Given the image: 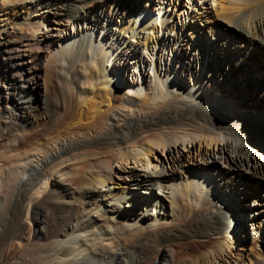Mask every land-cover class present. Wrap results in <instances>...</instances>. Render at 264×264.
<instances>
[{
	"label": "bare ground",
	"instance_id": "obj_1",
	"mask_svg": "<svg viewBox=\"0 0 264 264\" xmlns=\"http://www.w3.org/2000/svg\"><path fill=\"white\" fill-rule=\"evenodd\" d=\"M148 1L0 0V264H264V0Z\"/></svg>",
	"mask_w": 264,
	"mask_h": 264
},
{
	"label": "rangeland",
	"instance_id": "obj_2",
	"mask_svg": "<svg viewBox=\"0 0 264 264\" xmlns=\"http://www.w3.org/2000/svg\"><path fill=\"white\" fill-rule=\"evenodd\" d=\"M150 1H151V3H153V5L158 9V7L159 6H163V4H161L160 2H157V1H155V0H149L148 1V3H149V7H150ZM208 2H207V4H206V7L208 8V10H209V12H212L213 13V8H212V6H211V3H210V1L209 0H207ZM168 2V1H167ZM143 4V7L142 8H140V9H142L143 10V8L145 7L144 5H145V3H146V0H130V6L131 5H133L132 7H130L131 8V11L133 10V9H136L138 12H140L141 10L139 9V6H142V4ZM184 3V4H183ZM175 3H173V6H172V10H170L168 7H166V10H170V11H167V15H166V17H168V18H171L170 16H173V14H174V12L175 11H177V15H178V13L179 12H181L183 9H182V7L184 6V5H186V1L185 0H182V1H180V2H177L176 3V5H181L182 7H180V6H176V5H174ZM198 4V3H197ZM200 4V3H199ZM198 4V5H199ZM191 5H193V4H191ZM164 6H166V4H164ZM205 6H203L202 4H201V6L199 7L200 8V10H203V8H204ZM168 8V9H167ZM151 9H154V7H151ZM140 10V11H139ZM156 10V9H155ZM165 10V11H166ZM173 11V12H172ZM192 12V11H191ZM194 13V12H193ZM176 14H175V16H174V20H175V22H174V24L176 25V19H175V17L177 16ZM194 19H193V16H191V17H188V19H187V22L188 23H190V21H193ZM115 24H117V22H115L114 24H111V26H114ZM50 27H53V24H50ZM165 36V35H164ZM131 43V42H130ZM205 48H204V53L199 57V58H203L204 57V61L205 62H209L210 64L211 63H213V59L215 58V56H216V54H215V50L211 47V46H204ZM207 51H208V54H207ZM207 56V57H206ZM211 56H213V57H211ZM166 57H168V60H171V59H173L172 61H174V59H175V57H172V58H169V55H168V53H166ZM168 77L171 79V81H173L174 80V77L173 76H170V75H168ZM172 77V78H171ZM248 82H246L245 83V88L247 89V91H249L251 94H253L255 91H256V86H255V82L253 81V80H247ZM178 86H177V88L178 89H182L183 91H185L186 89H188V88H190V83L189 84H180L179 82H178V80L176 81H174ZM243 82H244V80L243 79H241L239 82H237L238 83V85H243ZM129 83V82H128ZM180 86V87H179ZM180 89V90H181ZM263 106V109L261 110V113H262V120H264V104L262 105ZM261 106V107H262ZM251 124H253V123H251ZM253 126L254 127H256V125L255 124H253ZM247 224H250V222L248 221V222H246L245 223V227H246V231H245V233H247V237L248 238H251V235L253 234V231H252V229L248 226L247 227Z\"/></svg>",
	"mask_w": 264,
	"mask_h": 264
}]
</instances>
